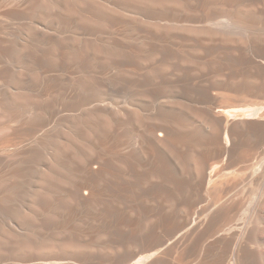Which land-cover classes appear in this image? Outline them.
<instances>
[{
    "label": "bare ground",
    "instance_id": "bare-ground-1",
    "mask_svg": "<svg viewBox=\"0 0 264 264\" xmlns=\"http://www.w3.org/2000/svg\"><path fill=\"white\" fill-rule=\"evenodd\" d=\"M0 264H264V0H0Z\"/></svg>",
    "mask_w": 264,
    "mask_h": 264
},
{
    "label": "rangeland",
    "instance_id": "rangeland-1",
    "mask_svg": "<svg viewBox=\"0 0 264 264\" xmlns=\"http://www.w3.org/2000/svg\"><path fill=\"white\" fill-rule=\"evenodd\" d=\"M225 96H226V97H223L224 100H227V99H228V100H229V99L231 100V98L233 99V96H231V98H229L230 96H228V97H227V95H225Z\"/></svg>",
    "mask_w": 264,
    "mask_h": 264
}]
</instances>
